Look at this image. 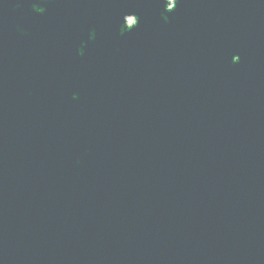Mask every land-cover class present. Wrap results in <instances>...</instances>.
<instances>
[{
	"label": "water",
	"instance_id": "obj_1",
	"mask_svg": "<svg viewBox=\"0 0 264 264\" xmlns=\"http://www.w3.org/2000/svg\"><path fill=\"white\" fill-rule=\"evenodd\" d=\"M0 264H264V0H0Z\"/></svg>",
	"mask_w": 264,
	"mask_h": 264
},
{
	"label": "snow or ice",
	"instance_id": "obj_2",
	"mask_svg": "<svg viewBox=\"0 0 264 264\" xmlns=\"http://www.w3.org/2000/svg\"><path fill=\"white\" fill-rule=\"evenodd\" d=\"M176 6H177V5H176ZM237 59L239 60V59H240V56H238Z\"/></svg>",
	"mask_w": 264,
	"mask_h": 264
}]
</instances>
